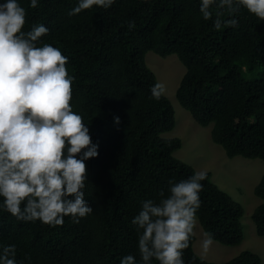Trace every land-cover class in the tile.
Here are the masks:
<instances>
[{
	"label": "trees",
	"instance_id": "1",
	"mask_svg": "<svg viewBox=\"0 0 264 264\" xmlns=\"http://www.w3.org/2000/svg\"><path fill=\"white\" fill-rule=\"evenodd\" d=\"M26 9L24 30L44 24L40 40L68 57L73 110L87 123L99 144L86 163L83 190L93 212L61 226L17 220L0 209V244L16 246L18 264H119L128 254L139 259L132 218L145 199H158L168 182L195 169L173 154L175 112L163 94L152 98L157 83L146 53L174 54L184 66L175 91L180 105L201 125L212 124L211 140L228 158L260 159L264 167V21L241 7L236 27L217 30L204 20L199 0H115L108 9L69 16L77 0H19ZM229 18L226 10L213 6ZM129 23L134 27L129 28ZM120 117L119 125L113 116ZM197 220L214 240L233 246L243 239V209L211 179L201 182ZM261 201L251 213L258 236H264V171L253 189ZM194 233L183 251L185 264H263L259 254L243 250L225 262L201 258ZM152 264H158L153 259Z\"/></svg>",
	"mask_w": 264,
	"mask_h": 264
},
{
	"label": "clouds",
	"instance_id": "2",
	"mask_svg": "<svg viewBox=\"0 0 264 264\" xmlns=\"http://www.w3.org/2000/svg\"><path fill=\"white\" fill-rule=\"evenodd\" d=\"M115 0H77L68 15L83 10L108 9ZM38 0H29L36 8ZM213 6L226 10L225 19ZM241 7L264 21V0H199V12L212 26L236 27L234 15ZM26 9L19 0H0V209L17 220L40 221L61 226L64 218L78 223L93 212L85 199L86 161L98 156L82 115L73 110L72 82L66 63L68 57L58 47L40 38L48 33L44 24L24 30ZM134 23H129V28ZM159 99L164 86L157 82L150 88ZM116 125L118 115L113 116ZM204 170L179 181H169L167 191L158 199H145L132 218L137 235L139 259L123 256L119 264H185L183 251L201 206ZM214 243L210 232L200 242L206 253ZM0 264H18L16 246L0 244Z\"/></svg>",
	"mask_w": 264,
	"mask_h": 264
},
{
	"label": "rangeland",
	"instance_id": "3",
	"mask_svg": "<svg viewBox=\"0 0 264 264\" xmlns=\"http://www.w3.org/2000/svg\"><path fill=\"white\" fill-rule=\"evenodd\" d=\"M145 62L155 73L158 82L164 86V94L174 108L175 126L163 134L165 137L177 136L181 139V147L173 155L191 165L195 171L211 172L212 181L230 194L243 209L241 216L243 239L239 244L228 246L214 240L210 249L204 253L200 242L205 231L196 220L193 228L194 251L206 261L219 263L228 261L248 249L259 254L264 264V236L257 235L251 218L252 211L261 201L254 195L253 189L264 171L262 161L242 156L228 158L223 148L210 138L212 124L207 126L197 124L190 113L180 105L175 91L184 72V66L174 54L160 57L149 51L146 53Z\"/></svg>",
	"mask_w": 264,
	"mask_h": 264
}]
</instances>
